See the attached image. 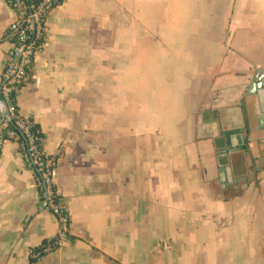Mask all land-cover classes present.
Returning a JSON list of instances; mask_svg holds the SVG:
<instances>
[{
	"label": "crops",
	"instance_id": "obj_1",
	"mask_svg": "<svg viewBox=\"0 0 264 264\" xmlns=\"http://www.w3.org/2000/svg\"><path fill=\"white\" fill-rule=\"evenodd\" d=\"M14 17L0 0V71ZM257 70L264 0H62L16 104L47 153L62 148L52 175L68 238L30 253L56 218L6 139L0 264H264Z\"/></svg>",
	"mask_w": 264,
	"mask_h": 264
},
{
	"label": "built area",
	"instance_id": "obj_2",
	"mask_svg": "<svg viewBox=\"0 0 264 264\" xmlns=\"http://www.w3.org/2000/svg\"><path fill=\"white\" fill-rule=\"evenodd\" d=\"M3 1L13 9L15 17L7 24L3 34L10 46L0 71V149L6 139L17 143L23 164L32 173L41 204L55 215V236L50 245L34 251V256H39L68 238V214L58 197L52 175L62 148L59 145L53 153L43 149L42 131L33 126L35 121L32 118L18 113L12 93L17 90L19 82L36 80L32 61L40 48L37 39L44 32L46 16L62 0Z\"/></svg>",
	"mask_w": 264,
	"mask_h": 264
},
{
	"label": "water",
	"instance_id": "obj_3",
	"mask_svg": "<svg viewBox=\"0 0 264 264\" xmlns=\"http://www.w3.org/2000/svg\"><path fill=\"white\" fill-rule=\"evenodd\" d=\"M247 94L255 102L261 117L264 119V73L257 70L248 85Z\"/></svg>",
	"mask_w": 264,
	"mask_h": 264
},
{
	"label": "trees",
	"instance_id": "obj_4",
	"mask_svg": "<svg viewBox=\"0 0 264 264\" xmlns=\"http://www.w3.org/2000/svg\"><path fill=\"white\" fill-rule=\"evenodd\" d=\"M43 40H44V32H42V33L40 34V36L38 37V39H37V43L41 46ZM26 81H29V80H24V81H21V82L18 83L17 90H15V92L12 93V96H13L15 99H16V93H17V91H18V88L21 86L22 83H24V82H26ZM17 110H18V109H17ZM18 113H20V112L18 111ZM20 114H21V113H20ZM33 126H34V127H38V125H37L36 123H34ZM16 140L18 141V139H16ZM51 241H52V240L42 243L40 246H38V248L41 247V246H44V245H50ZM55 247H56L55 245H54V246H51V249H52V248H55ZM36 249H37V248H36ZM36 249L34 248V249H32L31 252H30L33 256H34L33 253H34V251H35Z\"/></svg>",
	"mask_w": 264,
	"mask_h": 264
},
{
	"label": "rangeland",
	"instance_id": "obj_5",
	"mask_svg": "<svg viewBox=\"0 0 264 264\" xmlns=\"http://www.w3.org/2000/svg\"><path fill=\"white\" fill-rule=\"evenodd\" d=\"M146 27L147 28H153L154 24H155V28H156V22H145ZM165 24H167V22H165Z\"/></svg>",
	"mask_w": 264,
	"mask_h": 264
}]
</instances>
